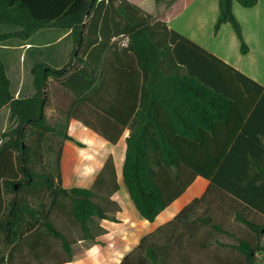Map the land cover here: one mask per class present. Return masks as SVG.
Here are the masks:
<instances>
[{"label":"trees","instance_id":"obj_1","mask_svg":"<svg viewBox=\"0 0 264 264\" xmlns=\"http://www.w3.org/2000/svg\"><path fill=\"white\" fill-rule=\"evenodd\" d=\"M154 1L158 6L166 0ZM234 3L249 9L258 0H219L214 30L229 24L245 55ZM171 14L154 16L128 0H0V28L13 29L0 33V44L28 42L45 29L66 31L72 42L64 67L33 66L30 97L15 96L0 55V115L9 110L16 123L0 133V264L23 260L24 251L41 261V251L50 254V239L69 257L59 264L70 262L72 243L55 225L56 210L69 207L89 240H96L99 222L115 221L95 186L68 189L63 183L64 144H79L69 124L82 106L114 124L97 131L84 123L112 145L123 141V185L145 222L156 223L197 179L208 182L202 197L144 236L119 264H171L176 242L185 234L193 241L200 229L210 237L231 236L215 221L210 194L253 236L219 244L237 251L242 264H256L264 254V223L249 217L253 212L264 218V87L169 28ZM50 80L75 97L66 122L47 118ZM111 164L110 157L96 183ZM203 207L206 214L199 215ZM179 249L186 258V247Z\"/></svg>","mask_w":264,"mask_h":264},{"label":"rangeland","instance_id":"obj_2","mask_svg":"<svg viewBox=\"0 0 264 264\" xmlns=\"http://www.w3.org/2000/svg\"><path fill=\"white\" fill-rule=\"evenodd\" d=\"M143 1L145 4L149 3V0ZM170 1L172 0L157 6L156 16L164 13L160 9L167 8V3ZM11 31H13L11 28H0V33ZM67 34L66 31L45 29L35 34L28 42L10 39L0 44V55L7 66L12 90L16 97H30L34 94L31 70L36 63L44 62L57 69L68 63L72 53V42L70 35L67 37ZM57 40L59 42L54 44ZM120 42L123 44L125 41L120 39ZM43 44L49 45L46 48L47 51L42 47ZM47 96L49 105L46 109V115L49 122L52 124L66 122L67 105L72 104L75 100L73 94L64 90L54 80H50ZM85 109L86 107H78L73 117L76 118L75 121L72 120L69 124V133L74 134L72 136L79 144L71 142L64 144L63 183L68 189L75 187L88 189L95 186L94 190L102 198L100 203L115 221L99 222L98 228L94 230L97 236L96 240H89L83 238L80 228L72 219L69 207L64 211L56 210L53 219L57 228L72 243L71 264H119L126 255L137 250L143 235L152 233L156 227L173 220V217L188 203L195 198L202 197L206 192L208 183L202 179H197L187 192L161 215L157 223L145 222L140 218L123 185V141L120 140L119 144L112 145L104 138L105 135H79V124L76 122L81 121V119H87L89 125L94 126L97 131L100 128L107 131L111 130L106 117L98 115L89 107L87 110ZM15 125L16 123L10 122L9 111L0 116V133ZM89 128L93 130L91 127ZM110 157L113 164L109 165L108 170L102 174V181L96 183ZM206 197L215 211V221L223 224L231 232V236L216 234L210 237L205 234L208 230L200 229L196 238L188 242V236L185 234L182 236V243L176 242L174 245L176 248L175 257L170 263L242 264L243 258L237 251L220 244L235 245L238 243V239L251 240L252 234L235 221L233 213L224 212L225 206L222 205L219 197L211 194L206 195ZM200 214H206L205 207L199 211ZM249 217L256 222L264 223V218L253 212L249 214ZM204 241L206 242L205 248L200 246L201 242ZM262 243L264 244V237H262ZM48 245L50 254L48 256L41 251V261H37L28 254L24 255V251L22 253L23 260H17L14 264H59L69 260L59 241L50 239ZM180 245L186 247L185 251L183 250V253H186V258L180 255L182 253L179 249ZM256 264H264V254L257 256Z\"/></svg>","mask_w":264,"mask_h":264},{"label":"crops","instance_id":"obj_3","mask_svg":"<svg viewBox=\"0 0 264 264\" xmlns=\"http://www.w3.org/2000/svg\"><path fill=\"white\" fill-rule=\"evenodd\" d=\"M128 1L147 13L156 16L157 5L154 0H149L148 4H145L143 0ZM148 6L150 7L149 9L147 8ZM160 11H171V16L167 18L169 28L201 46L264 87V0H258V4L249 9L243 8L238 3L233 5V12L242 26L243 37L248 47V53L245 55L241 53V43L229 24L223 25L218 33H215L214 28L219 15V0H172L168 10L163 7ZM66 36L68 37L69 33ZM124 41L126 42V40ZM58 42L59 40L54 44ZM48 46L47 44L42 45L45 49ZM70 107L71 103L67 105L66 113H68ZM84 107L86 106L81 108ZM85 110H87V107ZM74 119L76 118L72 120L75 121ZM86 120L81 119V121L76 122L79 124V135H100L84 124ZM107 122L110 124L111 129L115 128L111 121L108 120ZM70 134L74 135L73 133ZM122 239L128 242L125 238ZM66 264L71 263L68 262Z\"/></svg>","mask_w":264,"mask_h":264}]
</instances>
